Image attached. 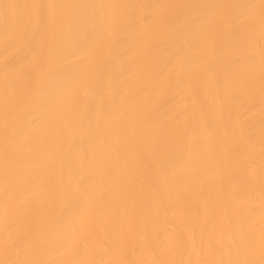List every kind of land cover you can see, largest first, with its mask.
<instances>
[{
  "label": "bare ground",
  "instance_id": "bare-ground-1",
  "mask_svg": "<svg viewBox=\"0 0 264 264\" xmlns=\"http://www.w3.org/2000/svg\"><path fill=\"white\" fill-rule=\"evenodd\" d=\"M0 264H264V0H0Z\"/></svg>",
  "mask_w": 264,
  "mask_h": 264
}]
</instances>
